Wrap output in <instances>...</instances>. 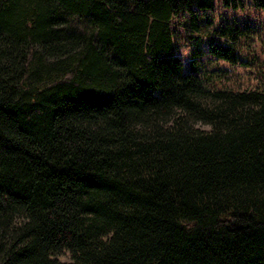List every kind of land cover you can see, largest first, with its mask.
Here are the masks:
<instances>
[{
	"label": "trees",
	"instance_id": "1",
	"mask_svg": "<svg viewBox=\"0 0 264 264\" xmlns=\"http://www.w3.org/2000/svg\"><path fill=\"white\" fill-rule=\"evenodd\" d=\"M214 7L0 0V264H264V86L185 71L170 29Z\"/></svg>",
	"mask_w": 264,
	"mask_h": 264
},
{
	"label": "rangeland",
	"instance_id": "2",
	"mask_svg": "<svg viewBox=\"0 0 264 264\" xmlns=\"http://www.w3.org/2000/svg\"><path fill=\"white\" fill-rule=\"evenodd\" d=\"M194 19V20H193ZM193 23L197 30H193ZM170 29L174 33L177 56L181 58L185 71L192 59V53L202 54L195 61L202 65V71L216 77L217 87L245 89L256 84L264 86V11L253 8L249 1L237 10L226 9L219 0L215 7L207 11L182 13L172 20ZM221 30H234L238 39L226 43L234 48L237 56L235 63L216 59L209 52V44L224 43ZM192 36L194 38H192ZM68 261L70 256L64 253L58 257Z\"/></svg>",
	"mask_w": 264,
	"mask_h": 264
}]
</instances>
